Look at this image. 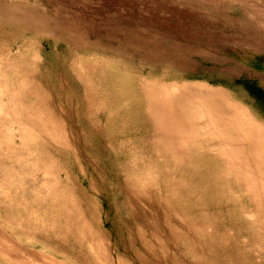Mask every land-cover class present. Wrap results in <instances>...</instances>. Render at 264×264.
<instances>
[{
	"label": "rangeland",
	"instance_id": "rangeland-1",
	"mask_svg": "<svg viewBox=\"0 0 264 264\" xmlns=\"http://www.w3.org/2000/svg\"><path fill=\"white\" fill-rule=\"evenodd\" d=\"M263 19L0 0V264H264Z\"/></svg>",
	"mask_w": 264,
	"mask_h": 264
},
{
	"label": "bare ground",
	"instance_id": "bare-ground-1",
	"mask_svg": "<svg viewBox=\"0 0 264 264\" xmlns=\"http://www.w3.org/2000/svg\"><path fill=\"white\" fill-rule=\"evenodd\" d=\"M200 17H201V16H200ZM263 20H264V19H263ZM172 30H173V29H172ZM174 33H175V32H174ZM177 34H178V33H177ZM78 59H79V58H78ZM221 95H222V94H221ZM221 95L219 94V92H218V93H213V94L211 95V98L214 99V97H215V98H217V99H219V100H222V99H221V98H222ZM224 99H225V98H224ZM147 102H148V101H147ZM226 103H227V101H226ZM226 103H225V104H226ZM217 107H218V106H217ZM187 110H189V109H187ZM152 122H153V121H152ZM234 123H235V121H234ZM241 125H242V124H241ZM239 126H240V125H239ZM243 127H244V126H243ZM178 128H179V127H178ZM184 129H186V128H184ZM200 129H201V128H200ZM262 129H263V128H262ZM158 130H159V128H158ZM172 136H173V135H172ZM183 136H184V135H183ZM185 136H186V135H185ZM185 136H184V137H185ZM174 137H175V135H174ZM184 137H183V138H184ZM177 138H179V137H177ZM180 138L182 139V137H180ZM185 138H186V140H187V136H186ZM192 138H194V136H193ZM196 138H197V137H196ZM166 139H167V138H166ZM175 139H176V138H175ZM189 139H190V138L188 137V140H189ZM177 140H178V139H177ZM192 140H194V139H192ZM172 142H173V141H172ZM180 143H182V142L180 141ZM172 145H173V144H172ZM183 145H184V144H183ZM183 145H182V146H183ZM176 146H177V145H176ZM174 147H175V146H174ZM178 147H179V146H178ZM257 148H258L257 150L262 151V154H261V156H260V158H261V159H260V164H261V162H262L261 167L264 168V143H263L262 145H261V144L258 145ZM164 149H165V148H164ZM174 149H175V148H174ZM217 149H218V148H217ZM177 150H179V148H178ZM166 151H167V149H166ZM173 152H174V150H173ZM181 152H182V150H181ZM181 152H180V153H181ZM174 153L176 154V152H174ZM177 154H178V153H177ZM262 155H263V157H262ZM229 157H230V156H229ZM176 161H177V160H176ZM178 161H182V159H181V160H178ZM0 162H1V161H0ZM240 162H241V161H240ZM230 164H231V163H230ZM230 166H232V165H230ZM235 171H236V170H235ZM241 173H242V172H241ZM242 174H243V173H242ZM241 176H242V175H241ZM243 176H244V174H243ZM243 176H242V177H243ZM239 177H240V176H239ZM240 178H241V177H240ZM251 178H252V177H251ZM241 179H242V178H241ZM243 179H244V178H243ZM247 181H248V180H247ZM253 181H255V180H253ZM253 181H252V182H253ZM251 184H252V183H251ZM251 184H250V186H251ZM253 185H254V184H252V186H253ZM250 186L247 185V187H250ZM256 186H257V185H256ZM257 188H259V187L257 186ZM260 188H261V187H260ZM248 189H249V188H248ZM251 189H252V188H251ZM251 189H250V190H251ZM254 190L257 191V189H254ZM259 190H260V189H259ZM247 191H248V190H247ZM260 191H261V190H260ZM248 192H249V191H248ZM254 193H255V192H254ZM254 193H253V195H254ZM256 193L258 194L259 192H256ZM260 193H262V192H260ZM261 196H262V195H261ZM219 198H220V197H219ZM254 198H255V197H254ZM259 198H261V197H259ZM220 199H221V198H220ZM226 200H227V199H226ZM263 200H264V196H263ZM253 202H256V201L253 200ZM254 204H255V205L257 204V206H258L259 203H254ZM257 206H256V207H257ZM4 207H5V206H4ZM258 207H259V206H258ZM3 209H4V208H3ZM256 209H257V208H256ZM5 210H6V209H5ZM262 210H263V209H262ZM263 211H264V210H263ZM4 216H5V215H4ZM262 219H264V218H262ZM256 222H257V221H256ZM199 227H200V225H199ZM21 231H22V229H21Z\"/></svg>",
	"mask_w": 264,
	"mask_h": 264
},
{
	"label": "trees",
	"instance_id": "trees-1",
	"mask_svg": "<svg viewBox=\"0 0 264 264\" xmlns=\"http://www.w3.org/2000/svg\"><path fill=\"white\" fill-rule=\"evenodd\" d=\"M258 92H260V93H261L262 91H261V90H258Z\"/></svg>",
	"mask_w": 264,
	"mask_h": 264
}]
</instances>
